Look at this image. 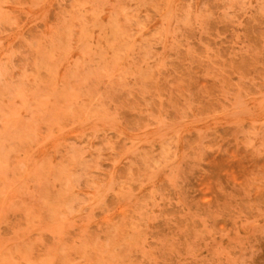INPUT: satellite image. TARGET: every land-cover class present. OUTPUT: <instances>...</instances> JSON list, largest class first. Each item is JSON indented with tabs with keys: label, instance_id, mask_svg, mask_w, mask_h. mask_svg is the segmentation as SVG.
Instances as JSON below:
<instances>
[{
	"label": "rangeland",
	"instance_id": "rangeland-1",
	"mask_svg": "<svg viewBox=\"0 0 264 264\" xmlns=\"http://www.w3.org/2000/svg\"><path fill=\"white\" fill-rule=\"evenodd\" d=\"M0 264H264V0H0Z\"/></svg>",
	"mask_w": 264,
	"mask_h": 264
}]
</instances>
